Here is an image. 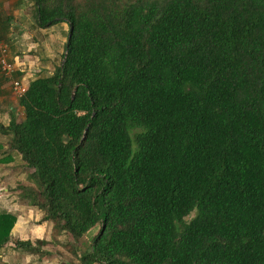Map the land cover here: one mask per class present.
<instances>
[{
  "label": "trees",
  "instance_id": "obj_1",
  "mask_svg": "<svg viewBox=\"0 0 264 264\" xmlns=\"http://www.w3.org/2000/svg\"><path fill=\"white\" fill-rule=\"evenodd\" d=\"M34 20L68 24L67 59L0 131L80 263L264 264V0H35Z\"/></svg>",
  "mask_w": 264,
  "mask_h": 264
},
{
  "label": "rangeland",
  "instance_id": "obj_2",
  "mask_svg": "<svg viewBox=\"0 0 264 264\" xmlns=\"http://www.w3.org/2000/svg\"><path fill=\"white\" fill-rule=\"evenodd\" d=\"M9 26V24L3 25L5 30L9 28ZM57 27L58 28L54 27L57 38L62 34V41H67L69 26H67V30L61 31V33L59 31V24ZM57 38H55V40ZM65 43L62 45V52L59 55L56 66H53V71H55V68L58 67L63 60ZM20 60H22L21 69H23L22 73H25V81L30 84V82L38 76L39 71L31 69L36 66L30 63L31 59L28 60L26 57H23L22 59L20 58ZM32 71H34L33 76L28 75ZM45 74H48L47 70ZM6 81L9 82V87H11L10 81L8 79H6ZM10 90L12 91V88ZM11 91L7 97L8 99H10L11 96L16 97ZM14 107L16 109V116L18 120L21 121L25 116V112L21 106ZM9 120L10 116L5 118L6 125L9 123ZM0 145L4 152L7 150L10 151V135L0 131ZM4 152L2 153L0 151V213L6 212V214L8 213V215L15 217L16 223L11 230V241L0 247V251H9L4 254L7 256H4L3 259H7L8 262L13 261L11 264H15V261H18V259L20 260V264H81L79 259L71 252L72 248L70 243L74 242L73 238L64 233L55 236L53 223L43 221L44 213L42 210L31 206L28 200L23 198V187L33 186L28 177L32 170L25 167L21 156L17 153L10 151L12 152H9L12 157L6 159L4 157L8 154ZM98 230L99 227L95 228L77 242L76 246L80 254L85 252L84 248L86 243L91 242ZM18 239L23 241L31 240L34 244L37 243V240H42V242L36 244L37 249L35 252L28 253L29 251L26 252L27 250L16 247L15 241Z\"/></svg>",
  "mask_w": 264,
  "mask_h": 264
},
{
  "label": "crops",
  "instance_id": "obj_3",
  "mask_svg": "<svg viewBox=\"0 0 264 264\" xmlns=\"http://www.w3.org/2000/svg\"><path fill=\"white\" fill-rule=\"evenodd\" d=\"M34 9L35 0H0V24H2L3 26L7 23L8 20L11 21L10 23H8L10 25L9 28H6V30L2 33L4 38L10 45L11 57L13 59L15 57H20L21 59L23 57H26L28 60L31 59L30 63L36 65L31 69L38 70V76L46 75V70L49 74H52L54 72L52 70L53 66H56L59 55L62 52V45L66 41H62V34H59L60 37L58 38L56 36L54 27L58 28V24L47 28L38 26L34 20ZM67 26V23H59L60 33L61 31L67 30ZM55 38L57 39L55 40ZM30 73H34V71ZM6 79L7 78L4 77L0 71L1 125H6L5 118L9 117L11 112H14L16 110L14 106H21L19 103V99H17L16 97L11 96L10 99L7 98L10 94L11 87H9V82H7ZM0 151L2 153L4 152L2 148H0ZM6 252L9 251H0V264L13 263V261H9V263L7 259H3L4 256H7L4 255ZM15 262V264H20L19 259Z\"/></svg>",
  "mask_w": 264,
  "mask_h": 264
},
{
  "label": "built area",
  "instance_id": "obj_4",
  "mask_svg": "<svg viewBox=\"0 0 264 264\" xmlns=\"http://www.w3.org/2000/svg\"><path fill=\"white\" fill-rule=\"evenodd\" d=\"M21 65L19 57L14 59L11 57L10 46L0 30V71L10 81L12 92L17 98L22 97L29 86L25 81V76L22 78L16 77L17 72L23 71L21 70ZM28 75L33 74L29 73Z\"/></svg>",
  "mask_w": 264,
  "mask_h": 264
},
{
  "label": "water",
  "instance_id": "obj_5",
  "mask_svg": "<svg viewBox=\"0 0 264 264\" xmlns=\"http://www.w3.org/2000/svg\"><path fill=\"white\" fill-rule=\"evenodd\" d=\"M71 36V33L69 34V37ZM68 50H69V45L67 46V50L65 53V57H64V61L67 59V55H68ZM75 96V94H73V97Z\"/></svg>",
  "mask_w": 264,
  "mask_h": 264
},
{
  "label": "clouds",
  "instance_id": "obj_6",
  "mask_svg": "<svg viewBox=\"0 0 264 264\" xmlns=\"http://www.w3.org/2000/svg\"><path fill=\"white\" fill-rule=\"evenodd\" d=\"M3 34V33H2ZM8 43V42H7ZM9 44V43H8ZM10 46V45H9ZM66 53V52H65ZM64 60V59H63ZM22 73V72H21ZM23 75L21 76V78L23 77V76H25V73H22ZM30 74H33V73H30ZM30 76H33V75H30ZM16 77H17V74H16ZM38 77V76H37ZM36 78V77H35ZM34 78V79H35ZM29 85V84H28ZM12 88V87H11Z\"/></svg>",
  "mask_w": 264,
  "mask_h": 264
}]
</instances>
